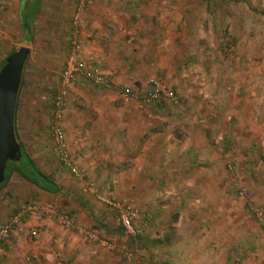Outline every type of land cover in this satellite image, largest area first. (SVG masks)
Returning a JSON list of instances; mask_svg holds the SVG:
<instances>
[{
  "label": "rangeland",
  "instance_id": "374dc122",
  "mask_svg": "<svg viewBox=\"0 0 264 264\" xmlns=\"http://www.w3.org/2000/svg\"><path fill=\"white\" fill-rule=\"evenodd\" d=\"M43 1L33 21V35L28 40L19 31V0H0V61L11 50L28 49L16 96V136L28 156L60 190L51 195L36 189L16 173L9 174L0 188V225L16 215L25 203L39 200L66 213L73 226H62L53 217L36 222L21 219L18 228L22 232L27 229L26 238L34 240L26 224L35 228L34 237L42 236L44 223L53 229L71 230L91 250L98 264L135 263L100 248L95 241L84 239L78 228L111 240L119 247L137 248L147 264H264V237L247 211L245 200L236 192L238 185L245 187L248 200L264 211V151L256 150L254 156L252 148L239 147L233 140H241L243 133L239 127L243 119L238 117V107L242 106L239 91L242 78L245 85L255 78L264 79V0L235 3L230 0H86L79 11L78 5L84 0ZM114 14H118L116 23L107 21ZM254 14L262 18L256 21ZM76 15L75 26L72 18ZM109 26L114 37L111 41L117 40L115 65L135 67V76L130 77L132 84L127 89L114 83L111 89L92 83L85 87L84 80L77 79V75L65 98L64 132L67 118L74 126L80 115L86 113L91 117L93 109L105 111L103 105L97 108L100 103L92 102L88 95L100 97L104 92H111L115 95L114 109L131 111L135 107L143 114L150 105L133 103L122 95V89L143 97L150 90L149 80H155L174 92L178 105L161 102L162 106L157 109L173 118L168 124L165 120L150 121L144 124L145 128L169 127L172 137L183 142L190 136L198 139L205 135L216 156L213 167L205 163L207 151H204L195 169L191 167L183 179L167 181L165 186L152 183L149 190L141 181L119 182L118 178L124 179L125 171L135 165L133 160L148 136V131L143 136L134 134L139 126L135 117L129 122L122 120L128 131L120 135L121 140H126L122 145H130L131 149L115 150L110 163L101 166L98 174L82 178L84 172L78 167L81 179H75L62 167L53 151L50 126L53 100L60 88L65 62L71 53L79 60L83 53L90 56L95 46H89L88 42L93 35H98L97 27ZM101 37L106 39L97 36L96 41ZM250 88L246 86L248 92ZM231 120L232 125L228 124ZM227 130L229 141L234 142L223 147L220 137ZM247 135L248 139L252 138L251 133ZM228 166L232 167L231 171ZM170 184L172 188L168 189ZM85 186L93 194L120 199L131 208L148 213L152 225L142 238L130 240L122 234L115 214L95 197L90 199L99 209L91 206L90 212L81 209L78 212L77 199L85 197ZM125 186L131 190L132 198L125 196ZM142 189L148 190L152 208H145L147 202L142 197ZM37 191L40 195L32 194ZM75 212L83 215L85 226L78 223ZM13 233L0 242V258L7 256L11 262L18 252L14 250L17 243ZM44 234L46 238L60 237L54 231Z\"/></svg>",
  "mask_w": 264,
  "mask_h": 264
},
{
  "label": "crops",
  "instance_id": "0c3cea01",
  "mask_svg": "<svg viewBox=\"0 0 264 264\" xmlns=\"http://www.w3.org/2000/svg\"><path fill=\"white\" fill-rule=\"evenodd\" d=\"M230 1L234 3L237 2V0ZM43 2L44 1L42 0L41 5ZM41 5L39 11L43 6ZM19 9L20 0L17 16ZM254 15L256 21L262 18V16L258 14ZM117 17L118 14L109 15L107 21L116 23ZM97 28L99 29L98 35H93L92 40L88 42L89 46H95L92 48V54L90 56H85V53L81 54V60H83L91 69L98 70L99 72L106 74L109 79H111L112 85L114 83L115 86L126 87L124 89H127V86L132 84L130 77L135 76V67L134 65L126 64L115 65L118 53V50H116L117 40L112 39L111 41V38H114L111 36V26H109V28ZM97 36H104L106 39H102L101 37L100 41H96ZM149 67L152 68L153 66L149 65ZM78 78L84 80L82 82L85 83V87H90L89 85L91 82L83 79L82 77H77V79ZM246 84L247 85H245V79L243 77L240 86L241 88H239V91L242 93V106L240 105V107H238V117L239 119H243L240 122L239 127L241 128L240 132H243L244 134H241V140L238 138H233V140L236 141L235 144H238L239 147L241 146L243 148V146L246 145L247 147L252 148L253 155L255 156L256 150L264 151V91H261L264 90V88H261L264 85V79L255 78L250 81V83ZM246 86L251 87L250 92H248L249 89L247 90ZM88 96V99H93L92 102L98 101L100 103L97 108H100L101 105H103L105 111L93 109L91 117H89L86 113L80 115V120H78L74 126H71L70 118H67L66 129L64 132V139L67 145L69 160L71 161V164L79 167V169L84 172L82 178H84V175L92 178L95 172L98 174L101 166L106 164L108 165V163H110L109 159H111V155L114 156L115 150L119 151L120 149L125 148L126 151L131 149L130 145H122L126 142V140H121L120 135L122 136L123 132L128 131V127L122 125V120L129 122L132 117H135L137 119L136 123L139 124L134 134L137 136L142 134L143 136L146 134V131H148V136H145V140L140 146V153L137 158H134L133 160L136 166L134 165L130 170H126L124 173V179H121V177L118 178L119 182L126 181L136 183L137 181H141L146 184V187L149 190L152 187H150L152 183H158L161 186H165L164 183L167 181L175 182L179 179H183V176L186 175L184 173L188 172V169L191 167L192 169H195L198 159H203L201 155L204 151H207V156L204 159L205 163L210 167H213V159H216V156L213 155V146L211 142L207 140L205 135L200 136L198 139H195L194 136H190L183 142L172 137L169 127H165L163 130H161V128L156 130L145 128L144 124H148L150 121L155 120L156 122H161L162 120H165L166 124H168L169 120L173 118L171 116H167V113H163L161 110L157 109V107L162 106L161 103L158 105H150L151 107L149 106V109H146L142 114L135 107H133L131 111H122L121 109L117 110V108L114 109L112 102L115 100V95L111 92H104L100 97L93 95ZM136 97L137 100H133V103L140 104L142 96ZM228 124L232 125V120ZM223 132L224 133H221L220 143L223 147H226L234 141H229L230 135L228 130ZM250 133L252 138L248 139L247 134ZM132 134L133 133L131 132V135ZM124 138H126V136H124ZM130 140L131 142L133 141V135L130 137ZM73 150H77L78 153L74 154L72 152ZM71 154H73L77 160L75 158L73 159ZM118 156L121 155L118 154ZM30 159L33 161L31 157ZM113 159H115V157ZM33 163L40 172L45 174L41 169H39V167H37L35 161H33ZM62 167L67 171L70 177H74L68 168L64 165H62ZM48 177L51 179L50 176ZM156 186L157 185H155V187ZM167 188L171 189L172 184L167 186ZM147 191L142 189V193L144 192L142 197L147 202L145 208L149 209L152 208V201L149 200L150 195ZM93 192L88 187H83L85 197L83 199L80 198V200L77 199V203L80 204L77 207L78 212H81V210L90 212L92 211V207L94 209H99L100 206L90 199L91 197H95L97 200V197L99 196L96 195V193L93 194ZM9 193L11 194L12 190H10ZM32 194L40 195L38 191L33 192ZM125 196L127 198H132L131 190L127 186H125ZM106 198L109 199V197ZM110 200L121 201L120 199ZM109 210L111 211V209ZM78 212H75L76 220L78 223L82 222L81 224L85 226L86 222L82 218L83 215ZM26 226H28V234L35 229L29 226V224H26ZM42 229L44 232L41 233V237L30 236L34 240H28L24 235L27 229L23 232L22 229H19L15 233L12 232V235L14 239H16L17 243V247L14 246V250H17L18 252L12 262L8 261L7 256L0 258V264H98V261L93 255H91V250L86 248L83 241L75 235L76 233H73L68 229H64L62 231L58 227L53 229L51 225L46 223L43 224ZM36 231H38L40 235V231ZM49 231L59 233L60 237L56 236V239H53L52 237L46 238V236L43 237V235H45L44 233Z\"/></svg>",
  "mask_w": 264,
  "mask_h": 264
},
{
  "label": "built area",
  "instance_id": "2783aa9c",
  "mask_svg": "<svg viewBox=\"0 0 264 264\" xmlns=\"http://www.w3.org/2000/svg\"><path fill=\"white\" fill-rule=\"evenodd\" d=\"M84 3H87V1L84 0L79 3L77 8L78 11L79 9H82ZM76 19L77 15L72 18L75 26ZM71 51H73V47ZM77 75L104 89H111L113 85L106 74L86 66L85 62L77 59L73 53H71V55L67 58L60 79V88L53 100V117L50 126V133L53 143V151L58 161L68 168L74 177L80 178L78 167L71 164V161L69 160L67 145L64 139V130L62 127L66 94L73 88L74 80ZM149 87L150 90L140 100L142 104L152 105L166 101L173 106L178 105L177 97L169 88L155 80H149ZM122 95L129 100H137L136 95L127 90H122ZM227 169L231 171L232 167L228 166ZM236 192L240 198L245 200L247 211L252 215L259 232L264 237V211L248 200L247 190L245 187L238 185ZM97 200L111 209V211L115 214L118 226L127 238H137L143 236L152 225L151 217L148 213L140 212L131 208L125 201H113L101 196H98ZM44 217H53L57 222L65 227L73 226L72 219L66 213L54 210L50 203L30 201L23 205L16 215L10 217L7 221L0 225V241L8 237V234L18 229L22 218L29 222H36ZM78 230L79 234L82 235L84 239L97 242L99 247L106 251L116 252L120 258L134 261L135 264H147L146 260L142 257L141 251L135 247H119L112 241L98 238L90 231H83L79 228ZM30 235L32 237L35 236V230L31 231Z\"/></svg>",
  "mask_w": 264,
  "mask_h": 264
},
{
  "label": "water",
  "instance_id": "95a60500",
  "mask_svg": "<svg viewBox=\"0 0 264 264\" xmlns=\"http://www.w3.org/2000/svg\"><path fill=\"white\" fill-rule=\"evenodd\" d=\"M28 49L19 47L4 59L0 68V184L6 162L18 161L20 148L13 135V115L20 75Z\"/></svg>",
  "mask_w": 264,
  "mask_h": 264
},
{
  "label": "trees",
  "instance_id": "16d2710c",
  "mask_svg": "<svg viewBox=\"0 0 264 264\" xmlns=\"http://www.w3.org/2000/svg\"><path fill=\"white\" fill-rule=\"evenodd\" d=\"M41 1L42 0H20V9H19V13L17 16L19 31H20V33L25 35L28 40H30V38L32 36L33 21L39 12ZM12 52H14V50L9 51L8 54L6 55V57ZM4 59H2L0 61V68L4 64ZM26 59H27V57H26ZM26 59H25V61H26ZM20 83H21V75H20L19 86H20ZM19 86H18V90H19ZM18 90H17V94H18ZM17 94H16V96H17ZM16 102L17 101L15 99L14 115H13V135H14V139H15L16 143L19 145V148H20V158L18 161L6 162L5 169H4V180L0 184V188H2L4 186V184L7 182L8 178H9V174L16 173L24 181L30 183L31 185L35 186L36 188L40 189L41 191L46 192V193H50V194H56L59 191V187L51 179H49V177L46 174H43L42 172H40L36 168L33 161L30 159V157L27 155V153L23 149L22 144L17 139L16 131H15ZM158 104H160V103H156L155 105H158ZM50 135H51V133H50ZM36 202H39V201H36ZM27 203H25V204H27ZM21 207L19 208V210L21 209ZM22 219H24V218H22ZM140 238H142V236L137 237V238H128V239L138 240ZM3 240H1L0 242H2ZM106 240H108V239H106ZM108 241H111V240H108ZM164 244H166V240H164Z\"/></svg>",
  "mask_w": 264,
  "mask_h": 264
}]
</instances>
